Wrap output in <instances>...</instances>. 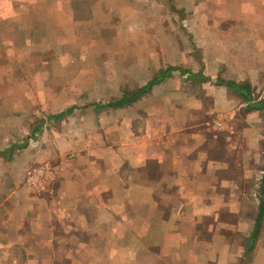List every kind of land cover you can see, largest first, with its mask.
Wrapping results in <instances>:
<instances>
[{"label": "crops", "instance_id": "1", "mask_svg": "<svg viewBox=\"0 0 264 264\" xmlns=\"http://www.w3.org/2000/svg\"><path fill=\"white\" fill-rule=\"evenodd\" d=\"M123 1L0 0V88L9 86V73L19 77L31 66L43 41L56 56V33L64 30L72 39L76 22H99L107 6L131 8L147 0L119 5ZM177 1L209 19L205 32L188 35L189 45L180 49L194 57L193 67L185 60L166 70L157 67L158 77L173 70L152 90L175 71L180 80L177 95L153 97L151 103L176 100L179 106L160 116L148 111L147 132L123 146L120 120L112 122L113 144L61 167L42 196L20 188L23 167L16 180L7 172L0 183L14 190L0 197V264H264V176L258 183V173H264V109L251 108L264 101V0ZM221 7L223 23L215 30L211 20L218 11L210 9ZM200 82L214 105H234L239 98L250 104L246 117L255 124L244 136L257 138V144H238L230 130L219 134L188 123L198 97L192 87ZM9 102L0 96V103ZM94 108L98 114L103 109ZM75 110L53 118L63 120ZM14 133L0 126V137ZM127 135L136 134L131 129ZM26 145L8 141L0 156ZM233 150L240 158L232 161ZM249 154L260 156V164ZM243 183L251 189H239Z\"/></svg>", "mask_w": 264, "mask_h": 264}, {"label": "rangeland", "instance_id": "2", "mask_svg": "<svg viewBox=\"0 0 264 264\" xmlns=\"http://www.w3.org/2000/svg\"><path fill=\"white\" fill-rule=\"evenodd\" d=\"M131 1L124 0L119 5ZM210 10L215 15L218 11L216 20L213 23L211 20V27L218 30L223 23L219 15L224 10L222 7ZM104 14L107 16L99 22L93 18L76 22L78 24L70 33L72 39L64 30L56 33V56L54 49L48 48L43 41L40 51L29 59L31 66L24 73L19 72L20 78L16 73H9V86L0 88V96L10 100L7 104L0 103V126L8 125L18 133L0 137V149L8 141L27 145L14 151L12 156H0V181L7 172H11V177L16 180L17 171L21 172L23 167L26 178L23 184H19L20 188H25L30 195L42 196L50 185L57 182L61 167L68 162H83L89 153L97 154L104 151L106 145L113 144L116 139L112 132L114 122L120 120L119 146L127 145L132 138H139L147 132L148 111L155 110L160 116L167 108L170 111L181 103L176 100L156 105L151 103L153 97L177 95L180 74L175 71L171 78L131 106L108 107L111 102L135 93L158 77V65L166 70L179 63L182 65L185 60L186 67H193L196 64L194 57L190 53L182 56L180 49L189 45L192 36L189 39L188 35L205 32L209 26V22L206 23L208 17L196 13L193 5L185 8L177 0H147L131 8L107 6ZM192 90L198 92V97L191 105L193 114L189 124L201 125L219 134L230 130L231 138H235L238 144L247 141L244 132L250 123L255 124L254 119L246 117L250 104L245 106V101L239 98L234 105H214L209 89L202 82ZM20 99L24 102L21 103ZM95 106L103 107L101 113L95 111ZM70 107L76 108L72 115L63 120L53 118ZM16 117L19 118L17 125ZM217 122L222 124L221 128L215 127ZM131 129L135 136L127 135ZM247 142L257 144V138L250 136ZM231 157L232 161L240 158L234 150ZM249 158L260 164V156L255 158L249 154ZM4 160L9 163L4 164ZM39 167L51 168L53 175L46 189L34 193L27 188L26 180L28 173ZM258 175L260 184L264 173ZM6 186L0 183V197L6 198L14 190V187L6 189ZM238 188L250 190L251 184L243 183Z\"/></svg>", "mask_w": 264, "mask_h": 264}, {"label": "trees", "instance_id": "3", "mask_svg": "<svg viewBox=\"0 0 264 264\" xmlns=\"http://www.w3.org/2000/svg\"><path fill=\"white\" fill-rule=\"evenodd\" d=\"M173 69H168L167 72L163 73L160 75V77H156L154 78L152 81H150L146 86H144L143 88L137 90L135 93L133 94H125L123 95L122 99L114 102V103H110L108 105V107L111 108H120V107H124V106H129L131 105L133 102H135L136 100H138L140 97L148 94L151 92L152 88L160 83L162 81L163 78H165L168 74H170V72ZM227 85H229L230 87L234 88L235 90H240L241 87H239L238 85H236L235 83H228ZM244 89V88H243ZM244 99L248 100L249 102H253L254 99L249 96V95H245L243 96ZM252 109H257V110H261L264 109V101L258 102V103H254L251 106ZM250 108V109H251ZM74 108L63 113L59 118L64 117L66 114L73 112ZM261 205L263 207V200H261ZM261 222V217L258 219L257 223L259 224Z\"/></svg>", "mask_w": 264, "mask_h": 264}, {"label": "built area", "instance_id": "4", "mask_svg": "<svg viewBox=\"0 0 264 264\" xmlns=\"http://www.w3.org/2000/svg\"><path fill=\"white\" fill-rule=\"evenodd\" d=\"M217 127H221L220 122L216 123ZM51 168L39 167L33 171H30L27 176L26 186L27 188L34 193L41 192L46 189L48 181L52 178L53 173L50 172Z\"/></svg>", "mask_w": 264, "mask_h": 264}]
</instances>
